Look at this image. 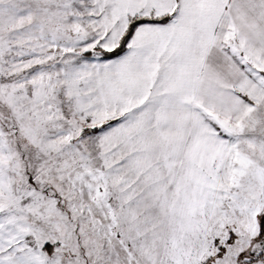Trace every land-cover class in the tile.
I'll list each match as a JSON object with an SVG mask.
<instances>
[{"label":"snow or ice","instance_id":"6c2138e0","mask_svg":"<svg viewBox=\"0 0 264 264\" xmlns=\"http://www.w3.org/2000/svg\"><path fill=\"white\" fill-rule=\"evenodd\" d=\"M0 264H264V0H0Z\"/></svg>","mask_w":264,"mask_h":264}]
</instances>
